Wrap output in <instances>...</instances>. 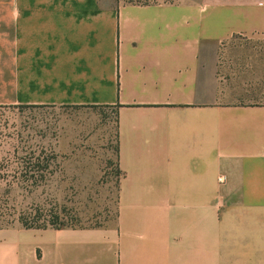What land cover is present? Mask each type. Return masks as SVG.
Masks as SVG:
<instances>
[{"label": "crops", "instance_id": "0c3cea01", "mask_svg": "<svg viewBox=\"0 0 264 264\" xmlns=\"http://www.w3.org/2000/svg\"><path fill=\"white\" fill-rule=\"evenodd\" d=\"M0 104L114 108L119 196L0 264H264V0H0Z\"/></svg>", "mask_w": 264, "mask_h": 264}, {"label": "rangeland", "instance_id": "374dc122", "mask_svg": "<svg viewBox=\"0 0 264 264\" xmlns=\"http://www.w3.org/2000/svg\"><path fill=\"white\" fill-rule=\"evenodd\" d=\"M116 147L110 106L0 104V226L21 223L36 207L58 222L113 224L119 201ZM38 160L48 167L33 177L37 170L30 163Z\"/></svg>", "mask_w": 264, "mask_h": 264}, {"label": "trees", "instance_id": "16d2710c", "mask_svg": "<svg viewBox=\"0 0 264 264\" xmlns=\"http://www.w3.org/2000/svg\"><path fill=\"white\" fill-rule=\"evenodd\" d=\"M128 2L149 3V2H156V1L130 0ZM44 166L48 167V164L46 166V164L44 165L40 160L36 162L32 161L30 163V167L32 171L37 170V172H32V176L33 177L37 176V173H39L40 169H42ZM35 209H36L35 213L33 212L34 215L22 216L20 218L21 224H23L26 227H40V228H45V227H50V226H53V227H63V226H68V225L76 226L68 222H58L57 220H55V218L43 217L41 207H36Z\"/></svg>", "mask_w": 264, "mask_h": 264}]
</instances>
